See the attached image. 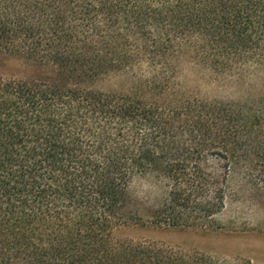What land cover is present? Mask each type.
<instances>
[{
	"label": "trees",
	"instance_id": "1",
	"mask_svg": "<svg viewBox=\"0 0 264 264\" xmlns=\"http://www.w3.org/2000/svg\"><path fill=\"white\" fill-rule=\"evenodd\" d=\"M0 54L55 73L0 77V264H254L123 234L221 232L235 180L264 190V0H0ZM187 55L247 96L188 94Z\"/></svg>",
	"mask_w": 264,
	"mask_h": 264
},
{
	"label": "rangeland",
	"instance_id": "2",
	"mask_svg": "<svg viewBox=\"0 0 264 264\" xmlns=\"http://www.w3.org/2000/svg\"><path fill=\"white\" fill-rule=\"evenodd\" d=\"M179 70L184 91L200 99L237 101L246 97L250 90L249 78L238 81L230 74L215 71L209 63L194 55L181 58ZM54 75L51 67L38 65L24 57L0 54L2 78L28 80ZM131 83L132 79L127 75L115 73L99 80L95 88L104 92H119ZM149 189L150 182L146 179H138L133 185L134 193L140 197ZM220 220L227 225L221 232L146 227L130 228L123 237L155 242L181 252H199L227 261L240 258L264 264V190L235 180Z\"/></svg>",
	"mask_w": 264,
	"mask_h": 264
}]
</instances>
